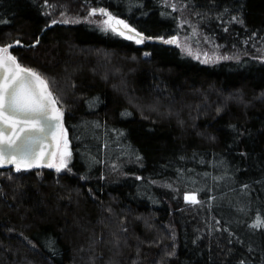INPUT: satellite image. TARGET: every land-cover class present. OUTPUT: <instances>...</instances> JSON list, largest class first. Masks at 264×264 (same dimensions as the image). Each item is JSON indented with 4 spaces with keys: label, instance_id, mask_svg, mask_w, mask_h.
Wrapping results in <instances>:
<instances>
[{
    "label": "trees",
    "instance_id": "16d2710c",
    "mask_svg": "<svg viewBox=\"0 0 264 264\" xmlns=\"http://www.w3.org/2000/svg\"><path fill=\"white\" fill-rule=\"evenodd\" d=\"M8 45L71 159L0 166V264H264V0H0Z\"/></svg>",
    "mask_w": 264,
    "mask_h": 264
},
{
    "label": "snow or ice",
    "instance_id": "6c2138e0",
    "mask_svg": "<svg viewBox=\"0 0 264 264\" xmlns=\"http://www.w3.org/2000/svg\"><path fill=\"white\" fill-rule=\"evenodd\" d=\"M97 12L107 17L103 21L105 30H111L121 36H124L127 31L132 33L127 36L128 39H135L137 43L143 42L144 37L123 20L114 18L105 9H93L91 15H95ZM176 42L175 38L166 41L170 44ZM10 47L12 45L0 47V126H2L0 127V163L4 162L5 151L14 148L22 153V159L8 160L7 162L16 163L19 168L22 163L32 166L23 160V156L31 152L35 158V154L32 152L33 145L41 143V138L37 134H43L45 131L40 121L47 119L49 112L55 110V100L52 98L51 92L48 91L47 82L35 71L22 68L16 58L9 53ZM35 82H39L43 87L37 89ZM56 111V118L59 121L62 113ZM5 131H10L15 135L5 136ZM21 134H23L22 140ZM17 140H21V143L17 144ZM64 143L65 151L61 154V163L57 166V170L67 166L64 157L70 155L67 152L66 138ZM53 166L51 163L48 164V167ZM187 199L192 203L198 202L195 196H189ZM253 227H264V220L258 219Z\"/></svg>",
    "mask_w": 264,
    "mask_h": 264
},
{
    "label": "water",
    "instance_id": "95a60500",
    "mask_svg": "<svg viewBox=\"0 0 264 264\" xmlns=\"http://www.w3.org/2000/svg\"><path fill=\"white\" fill-rule=\"evenodd\" d=\"M22 68H25V67H22ZM35 87L37 89H41L43 86L39 84V82H35ZM47 88H48V91H50L48 85H47ZM52 98L55 100V106H54L55 110L49 112L47 119L40 121V124L45 128V131L43 134H37L41 138V143L37 145H33L32 152H34L35 158H33L31 152L28 155L23 156V160L26 161L27 163H30L32 166H26L24 163H22L19 166V168H31V167H36V166L46 167L48 166L49 163L52 164L56 159V154H57V150L60 145L61 136L65 128V122H64V115L53 95H52ZM56 110H58L59 113H62V116L60 117L59 121L56 118L57 117ZM4 135L14 136L15 134L11 133L10 131H5ZM22 139H23V134H21V140ZM21 140H17L16 143L20 144ZM42 153H43V156H41ZM21 159H22V153L12 148V149L5 151L4 156H3L4 162L0 163V166L17 167L16 163H9L7 161L8 160L16 161V160H21Z\"/></svg>",
    "mask_w": 264,
    "mask_h": 264
},
{
    "label": "rangeland",
    "instance_id": "374dc122",
    "mask_svg": "<svg viewBox=\"0 0 264 264\" xmlns=\"http://www.w3.org/2000/svg\"><path fill=\"white\" fill-rule=\"evenodd\" d=\"M97 9H101V8H97ZM107 11V10H106ZM91 12H92V10H91ZM91 12L89 13V15L84 19H68V18H56V19H54V20H57V21H60V22H64V21H67V22H74V23H77V22H79V21H83V22H87V23H89V24H91L92 26H94V27H96V28H98V29H100V30H102V31H111V30H105V26H104V24H103V21L104 20H106L107 19V17L106 16H104V15H101L99 12H97L95 15H91ZM108 12V11H107ZM109 13V12H108ZM112 15V14H111ZM113 16V15H112ZM114 18H116V19H119V20H123V19H120V18H117V17H115V16H113ZM124 21V20H123ZM67 22H64V23H67ZM125 22V21H124ZM126 24H128L127 22H125ZM129 25V24H128ZM131 28H133L131 25H129ZM133 29H135V28H133ZM135 31L137 32V33H139L136 29H135ZM116 33V32H115ZM132 33H129V32H125V35L123 36V37H125V38H127V36L128 35H131ZM131 40H134V41H136L135 39H131ZM177 41V40H176ZM143 42H144V40H143ZM143 42L142 43H138V44H143ZM179 44L181 45V48H182V50L185 52V53H187V54H189V55H191V56H193V57H195V58H198V59H200V60H202V61H205V62H212V61H215V60H217V59H219V57H216V56H212L211 54H207V53H202V52H199L197 49H195L194 47H192V46H190L188 43H186L185 42V40H183V39H180L179 40ZM0 47H4V46H0ZM9 53L13 56V54L10 52V50H9ZM19 64V63H18ZM20 65V64H19ZM23 67V66H22ZM26 68V67H25ZM27 69H29V68H27ZM31 70V69H30ZM33 71V70H32ZM212 89H214V88H212ZM53 95V94H52ZM62 111V110H61ZM62 113H63V111H62ZM65 138H66V140H67V152H69L70 153V155L69 156H65L64 157V159H65V161H66V165H68L69 164V162H70V159H71V147H70V142H69V138H68V133H67V130H66V128H64V130H63V133H62V136H61V141H60V145H59V148H58V150H57V154H56V159H55V161L52 163L54 166L53 167H48V166H46L47 168H50V169H53V170H56V171H62L65 167H60V169L59 170H57V166H59L60 165V163H61V154L65 151V143H64V141H65ZM36 167H40V166H36ZM32 168V167H31ZM17 169H21V168H17ZM26 169V168H25ZM28 169V168H27ZM189 196H195V195H193V194H189V195H187V198L189 197ZM195 198H196V196H195ZM189 200V199H188ZM196 200H197V198H196ZM190 201V200H189Z\"/></svg>",
    "mask_w": 264,
    "mask_h": 264
}]
</instances>
